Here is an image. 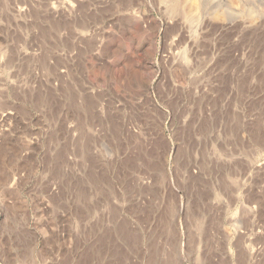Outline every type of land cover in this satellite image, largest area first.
Returning a JSON list of instances; mask_svg holds the SVG:
<instances>
[{"label":"rangeland","instance_id":"obj_1","mask_svg":"<svg viewBox=\"0 0 264 264\" xmlns=\"http://www.w3.org/2000/svg\"><path fill=\"white\" fill-rule=\"evenodd\" d=\"M0 264H264V0H0Z\"/></svg>","mask_w":264,"mask_h":264},{"label":"bare ground","instance_id":"obj_2","mask_svg":"<svg viewBox=\"0 0 264 264\" xmlns=\"http://www.w3.org/2000/svg\"><path fill=\"white\" fill-rule=\"evenodd\" d=\"M173 10L175 11V10H178L177 9V7L174 5L173 6ZM181 14H182V16H183V18H185L186 20L188 19V18H190V14H191V12L190 11H187V12H185V10L183 11H181Z\"/></svg>","mask_w":264,"mask_h":264}]
</instances>
